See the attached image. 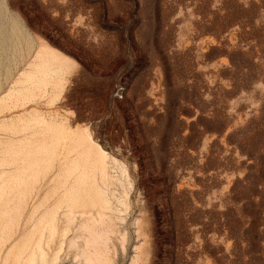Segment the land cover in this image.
Returning <instances> with one entry per match:
<instances>
[{"label": "rangeland", "instance_id": "374dc122", "mask_svg": "<svg viewBox=\"0 0 264 264\" xmlns=\"http://www.w3.org/2000/svg\"><path fill=\"white\" fill-rule=\"evenodd\" d=\"M43 45L70 63L65 87L0 104V159L42 139L36 114L66 119L117 161L131 204L109 262L132 264L144 217L146 264H264V0H0V98Z\"/></svg>", "mask_w": 264, "mask_h": 264}, {"label": "bare ground", "instance_id": "6f19581e", "mask_svg": "<svg viewBox=\"0 0 264 264\" xmlns=\"http://www.w3.org/2000/svg\"><path fill=\"white\" fill-rule=\"evenodd\" d=\"M14 27L16 26H12ZM11 37L14 36L11 34ZM18 37L20 38V35ZM23 43L26 45L25 42ZM14 44L17 45V43ZM29 45L25 50L27 47L30 49ZM34 57L35 62L28 66L29 71H23L21 76L19 75L20 78L15 86L13 83L14 87L0 98V104L7 99L22 103L35 98L39 93L42 96V93L47 90H50V94L52 93L48 95L52 96V98L48 97L49 100L51 99L50 102L54 103L58 100L65 87V76L69 74L70 63L65 57L44 45L38 48ZM4 106L8 107V105ZM14 106H17L16 103L12 108ZM40 114L33 116V124L30 123L37 129L33 134L41 135L42 139L40 141L35 139L36 142H34L35 140L32 141L26 137L27 140L24 139L23 145L19 144L20 147L17 145L18 148L13 151L12 148L10 149V159L8 157L5 158L7 160L3 157L0 159L5 160V162L2 161L4 164L0 161L3 168L4 166L12 167L10 171L12 173L9 175L0 172V264H57L61 259L60 255L72 248L78 251L74 257L81 260L80 264H109L111 261L108 260L111 257L107 258L109 253L107 242L110 241L111 236L119 232L120 227H117V224L125 223L126 218L121 214H129L128 210L131 207L128 196L125 193L122 196L117 195L115 190L120 179L113 176L111 172L115 168L119 169V165L91 139L85 129H72L66 125V119L63 122L54 117L40 116ZM26 121L29 122L25 120L26 124L21 123L20 128L24 132L32 127V125L28 126ZM3 125L1 129L5 131ZM16 125L14 126L17 127ZM14 130L17 132V129L13 128V132ZM9 131L8 133L11 132ZM13 132L11 133L15 135ZM20 132L18 131L16 135ZM11 141L14 142L13 138ZM3 148L1 149L4 150ZM55 162L59 163L58 173L56 172L54 180H50L52 183V186H49L50 189L39 200L41 184L45 181L46 175L53 171ZM30 201H33V205L27 213ZM143 212V208H140L141 215ZM145 212L143 214L147 213ZM146 219L142 217L137 221L138 223L136 222L137 230L136 228L135 230L137 237L143 240V247L142 243L139 249L135 247L138 254L135 258L133 257L132 264H146L148 260L149 232ZM70 233L75 236L73 237ZM69 234L70 240H68ZM67 257H70L69 254Z\"/></svg>", "mask_w": 264, "mask_h": 264}]
</instances>
